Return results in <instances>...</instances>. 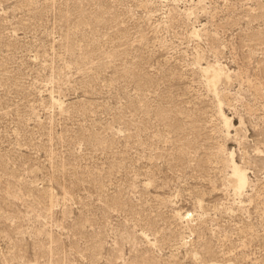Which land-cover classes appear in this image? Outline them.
I'll list each match as a JSON object with an SVG mask.
<instances>
[{
  "label": "rangeland",
  "instance_id": "rangeland-1",
  "mask_svg": "<svg viewBox=\"0 0 264 264\" xmlns=\"http://www.w3.org/2000/svg\"><path fill=\"white\" fill-rule=\"evenodd\" d=\"M0 264H264V0H0Z\"/></svg>",
  "mask_w": 264,
  "mask_h": 264
},
{
  "label": "bare ground",
  "instance_id": "bare-ground-1",
  "mask_svg": "<svg viewBox=\"0 0 264 264\" xmlns=\"http://www.w3.org/2000/svg\"><path fill=\"white\" fill-rule=\"evenodd\" d=\"M222 70V68L210 65L203 69V72L207 77L208 86L213 91L216 90L217 83L221 79L225 78V73H223ZM233 177L235 180L236 189L238 191H242L245 188L247 182L246 174L239 167L233 166Z\"/></svg>",
  "mask_w": 264,
  "mask_h": 264
}]
</instances>
